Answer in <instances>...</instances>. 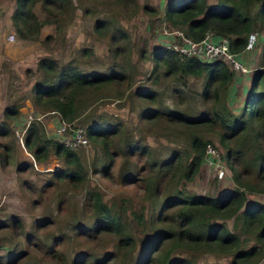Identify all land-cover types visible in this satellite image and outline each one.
<instances>
[{"label":"rangeland","instance_id":"rangeland-1","mask_svg":"<svg viewBox=\"0 0 264 264\" xmlns=\"http://www.w3.org/2000/svg\"><path fill=\"white\" fill-rule=\"evenodd\" d=\"M167 1L131 0L125 5L119 0H69L64 8L53 7L49 10L41 0H37L32 6L34 13L38 19L48 20L41 24L35 36H22L13 23L15 0H0V120L6 119L3 112L5 105L19 103V113L10 119L11 132L0 134V264H80L72 259L81 252L78 259L82 257L85 262L81 264H93L95 259L90 252L100 256L113 248L114 233L104 230L81 232L82 227H75L76 224L92 225V205L87 195L89 188L99 189L107 201L115 199L118 203L121 198L128 215L130 209H135L142 210L144 217L149 218L157 211L159 203L153 204L145 191L148 156L139 152L129 155L115 145L117 139L123 143L128 138L148 143L155 157H164L173 150L180 151L182 156L189 152L187 132L180 121H167L163 116L146 119V115L141 113L146 106L162 108L167 105L175 111L195 115L204 108L199 94L203 76L167 70L162 59L150 57V53L164 40L161 32L167 25L164 16ZM133 2L137 5L151 4L157 11L150 15L141 6L135 7ZM99 19L108 21V30L104 33H100L95 26ZM116 24L127 31L128 38L125 40L130 42V63H123L126 76L103 88L101 92L105 95L85 91L83 95L89 96V100L85 104L77 103V109L82 111L71 121L86 127L87 121L91 120V112L102 113L107 118L113 117L124 130L119 137L117 134L108 137V149L113 153L109 173L100 170L99 160L103 156L101 143L88 137V142L75 148L86 169L85 178L78 182L70 181L54 173L62 166L56 154L51 152L39 161L23 142L25 127L31 119L39 118L50 136H55V124L60 120L52 109H46L35 101L32 85L41 76L37 60L42 55L63 62L73 58L83 69H110L112 66L108 65L115 59L108 44L109 34L111 25ZM256 29L255 46L244 57L253 66L260 63L264 40V28ZM83 46L86 50L81 48ZM117 59L120 60V53ZM155 63L158 71L153 69ZM254 69L246 73L234 72L228 101L236 112L242 106ZM140 86L153 91V100L137 94ZM201 124L194 127V131L209 138L221 155L225 148L218 139L217 130H210ZM249 137L253 138L251 134ZM123 159L130 162L137 160L139 170L135 179H121L119 165ZM221 159L227 166L225 177L218 179L203 158L194 176L191 179L179 178L178 186L211 195L234 187L233 169L224 157L221 156ZM167 180L169 183L164 187L165 193L171 192L175 183L174 178L168 175L163 176L161 183ZM244 190L246 199L243 206L254 201L264 203V191ZM225 220L232 229L234 216ZM128 225L138 237L134 250L136 255L143 245V232L134 221H129ZM252 243V240L246 242L248 245ZM178 253L181 252L172 251L171 257ZM195 255L198 264L227 262L230 259L221 251H198ZM104 264L111 262L108 260ZM126 264H133V261ZM249 264H264V254L255 263Z\"/></svg>","mask_w":264,"mask_h":264},{"label":"trees","instance_id":"trees-1","mask_svg":"<svg viewBox=\"0 0 264 264\" xmlns=\"http://www.w3.org/2000/svg\"><path fill=\"white\" fill-rule=\"evenodd\" d=\"M36 1L15 0L13 23L22 36H35L41 24L48 20L37 18L32 9ZM41 1L49 10L53 7L64 8L69 3V0ZM119 1L128 5L131 0ZM134 6H141L150 15L157 11L156 7L148 3H135ZM164 16L170 25L182 28L195 39L207 30H213L217 35H226L231 49L245 56L244 46L248 33L257 31L256 28H264V0H168L164 6ZM95 26L100 33H104L108 30V21L99 19ZM110 30L108 44L115 60L108 67L114 68L87 70L74 62L73 58L63 62L42 55L37 60L41 76L32 85L35 101L46 109L57 111L60 119L72 120L82 111L77 109V103L80 101L85 104L89 100V96L83 95L85 91H94V94L98 92L102 96L105 95L101 92L103 88L123 79L126 76L123 63H130V42L125 40L128 33L118 24L111 25ZM81 48L86 50L85 46ZM150 54L154 60L162 59L167 70L203 76L199 94L204 108L197 115L178 112L167 105L162 108L146 106L142 109L141 113L146 115V119L163 116L167 121H180L189 141V152L183 156L180 151L173 150L164 157H155L146 142L126 138L121 143L117 139L115 147L118 150L129 155L139 152L148 156L146 164L149 171L146 173L145 191L153 204L159 203V207L155 213L154 210L151 212L153 214L149 218L144 217L142 210L130 209L128 215L121 198L118 203L115 199L107 201L99 189L89 188L87 195L92 205V225L76 224L75 227H82L81 232L104 230L115 234L113 248L102 252L100 256L90 252V256L95 259L93 264H104L108 260L111 264H126L129 261H133V264H198L195 255L198 251H221L230 256L227 262L211 261L205 264L255 263L264 254V203L254 201L245 206L243 204L246 199L244 189L264 191V40L260 50L261 67L254 71L238 112L232 110L228 101L234 72L223 60L202 61L195 56L181 58L174 49L161 45ZM153 69L159 70L156 63ZM136 91L138 95L153 100V91L141 86ZM18 105L10 103L4 106L6 119L0 120V134L11 132L10 119L19 113ZM90 116L85 134L101 143L103 156L99 160L100 170L109 173L113 153L108 149V137L112 134L119 137L124 129L113 117L107 118L106 114L91 112ZM198 124L217 130L218 139L225 148L221 156L233 169L236 185L220 194L191 192L177 184L181 177L191 179L194 176L202 163L205 145L211 142L209 138L194 131ZM250 134L253 138L249 137ZM23 142L39 161L51 152L56 154L62 161V166L54 171L57 176L77 182L85 178L86 169L75 148L56 136L48 135L39 118L31 119L26 125ZM127 159H123L119 165L122 180L135 179L139 170L137 160L130 162ZM166 175L175 180L169 193L164 192L169 180L161 183ZM232 215L234 222L230 229L225 218ZM129 221L141 226L139 229L143 232V245L136 255L134 250L138 237L129 227ZM248 240L253 243L246 244ZM174 250L181 253L171 257ZM81 253L72 261L80 264L84 262L82 257L78 259Z\"/></svg>","mask_w":264,"mask_h":264},{"label":"built area","instance_id":"built-area-1","mask_svg":"<svg viewBox=\"0 0 264 264\" xmlns=\"http://www.w3.org/2000/svg\"><path fill=\"white\" fill-rule=\"evenodd\" d=\"M161 33L164 35L161 46L174 49L181 58L195 56L202 61L221 59L233 72L239 73L252 72L254 68L255 71L261 67L260 64L250 65L248 58H244V54L231 49L229 38L226 35H217L213 30H207L200 38L195 39L187 35L182 28L167 23ZM257 34L256 30L248 33L244 51H250L255 46ZM54 133L72 148L88 141L84 127L72 126L65 120L57 122ZM203 158L208 161L218 179L227 175V166L221 159L220 151L216 145L207 142Z\"/></svg>","mask_w":264,"mask_h":264},{"label":"clouds","instance_id":"clouds-1","mask_svg":"<svg viewBox=\"0 0 264 264\" xmlns=\"http://www.w3.org/2000/svg\"><path fill=\"white\" fill-rule=\"evenodd\" d=\"M168 23V22H167ZM53 112H55L56 114H57V116H58V118H59V115H58V112L57 111H55V110H52ZM60 119V118H59ZM60 120H65V121H67V122H70V124L72 125V126H77V125H79V124H74L71 120H66V119H60ZM56 125L57 124H55V127H56ZM80 126H82V125H80ZM82 127H84V126H82ZM55 129V128H54ZM84 129H85V127H84ZM55 134V133H54ZM56 136V135H55ZM87 136V135H86ZM57 137V136H56ZM58 138V137H57ZM88 138V137H87ZM61 140V139H60ZM63 141V140H62ZM64 142V141H63ZM88 142V141H87ZM65 143V142H64ZM66 144V143H65ZM69 146V145H68ZM72 148V147H71ZM74 148H76V147H74Z\"/></svg>","mask_w":264,"mask_h":264},{"label":"crops","instance_id":"crops-1","mask_svg":"<svg viewBox=\"0 0 264 264\" xmlns=\"http://www.w3.org/2000/svg\"><path fill=\"white\" fill-rule=\"evenodd\" d=\"M229 95H230V92H229ZM230 98V97H229ZM231 101V100H230ZM232 102V101H231Z\"/></svg>","mask_w":264,"mask_h":264}]
</instances>
